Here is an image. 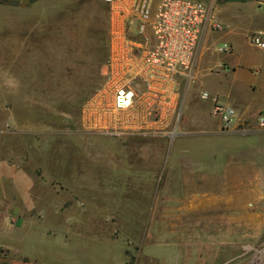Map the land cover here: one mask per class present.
<instances>
[{
	"label": "crops",
	"instance_id": "obj_1",
	"mask_svg": "<svg viewBox=\"0 0 264 264\" xmlns=\"http://www.w3.org/2000/svg\"><path fill=\"white\" fill-rule=\"evenodd\" d=\"M214 20L220 28L202 36L191 81H176L159 118L154 108L147 112V98L118 122L111 118L117 114L110 109L107 81L109 37L99 92L104 104L95 106L94 98L82 113L87 130L161 136L172 142L169 155L189 160L168 161L162 177L158 163H138L128 168L138 176L77 182L73 176L63 180L57 164L54 177L37 176L40 163L32 167L16 151L10 177H0V187L9 186L6 193L0 189V264H222L217 251L237 249L254 233L255 204L264 202V131L257 130L264 115V52L247 37L264 30V0L226 2L214 10ZM223 46L229 51L219 52ZM135 88L145 93L141 82ZM202 92L233 108L235 125L248 132L220 133L219 117ZM178 112L180 136L199 141L176 143L167 136ZM143 170L155 173L143 176ZM62 186L71 187L70 193Z\"/></svg>",
	"mask_w": 264,
	"mask_h": 264
},
{
	"label": "rangeland",
	"instance_id": "obj_2",
	"mask_svg": "<svg viewBox=\"0 0 264 264\" xmlns=\"http://www.w3.org/2000/svg\"><path fill=\"white\" fill-rule=\"evenodd\" d=\"M3 1L7 3L0 4V177H10L16 151L32 167L40 163L37 176L54 177L57 164L63 180L73 176L77 182L138 176V170L128 169L138 163L144 167L158 163L162 177L168 161L189 160L169 155L172 142L161 136L120 137L82 126L83 110L92 99L104 97L99 92L104 82L101 66L108 54L109 5L103 0ZM233 1L237 0H213L214 10ZM175 124L176 143L199 141L180 136L181 126ZM150 173L155 171L143 170V176ZM60 188L70 193L71 187ZM0 189L6 193L9 186L4 183ZM255 213L254 233L241 239L237 249L217 251L222 264H264V202H256Z\"/></svg>",
	"mask_w": 264,
	"mask_h": 264
},
{
	"label": "built area",
	"instance_id": "obj_3",
	"mask_svg": "<svg viewBox=\"0 0 264 264\" xmlns=\"http://www.w3.org/2000/svg\"><path fill=\"white\" fill-rule=\"evenodd\" d=\"M109 5L108 37L111 47L109 75L107 81L113 91L111 117H118L141 108L144 98L152 103L156 119L158 109L167 102L171 89L178 79L189 84L196 68L199 45L202 36L209 30L219 29L214 20L213 0H103ZM248 44L264 52V30L251 33ZM219 52H228L227 46ZM144 84L145 93L138 95L135 84ZM202 100H210L219 117V132L233 134L248 132L235 125L233 108L222 104L217 97L207 92L200 94ZM101 106L103 101L97 100ZM104 104V103H103ZM90 108L95 109L93 104ZM121 114V115H120ZM178 112L175 122L167 132L171 139L178 134ZM257 130L264 131V115L257 119ZM118 128L108 132L118 134ZM135 264V262L131 263Z\"/></svg>",
	"mask_w": 264,
	"mask_h": 264
},
{
	"label": "trees",
	"instance_id": "obj_4",
	"mask_svg": "<svg viewBox=\"0 0 264 264\" xmlns=\"http://www.w3.org/2000/svg\"><path fill=\"white\" fill-rule=\"evenodd\" d=\"M39 0H29V3L31 4V3H36V2H38ZM228 1H231V0H228ZM5 3H7L6 1H3V0H0V4H5ZM11 4V3H10ZM13 4V3H12Z\"/></svg>",
	"mask_w": 264,
	"mask_h": 264
}]
</instances>
